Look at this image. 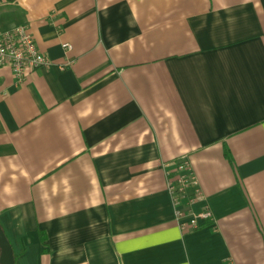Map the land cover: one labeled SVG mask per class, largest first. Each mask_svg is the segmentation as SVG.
I'll return each mask as SVG.
<instances>
[{
    "label": "crops",
    "instance_id": "obj_1",
    "mask_svg": "<svg viewBox=\"0 0 264 264\" xmlns=\"http://www.w3.org/2000/svg\"><path fill=\"white\" fill-rule=\"evenodd\" d=\"M19 26L50 64L0 68L16 264H264V0H0Z\"/></svg>",
    "mask_w": 264,
    "mask_h": 264
},
{
    "label": "built area",
    "instance_id": "obj_2",
    "mask_svg": "<svg viewBox=\"0 0 264 264\" xmlns=\"http://www.w3.org/2000/svg\"><path fill=\"white\" fill-rule=\"evenodd\" d=\"M35 43L34 37L26 26H19L12 29L0 27V68L8 67L12 71L18 84H23L29 74L49 66L48 58L42 54ZM66 51L72 48L69 44L62 46ZM176 175L169 179L167 188L173 196L176 206V218L178 221L185 218L184 212L178 209L181 197L186 196L189 187L197 185L191 165L188 160L182 158L175 166ZM198 196L200 195L197 191ZM190 223L197 228L198 219H209L211 213L208 210L201 211L197 215H190Z\"/></svg>",
    "mask_w": 264,
    "mask_h": 264
},
{
    "label": "water",
    "instance_id": "obj_3",
    "mask_svg": "<svg viewBox=\"0 0 264 264\" xmlns=\"http://www.w3.org/2000/svg\"><path fill=\"white\" fill-rule=\"evenodd\" d=\"M0 264H16L12 246L0 227Z\"/></svg>",
    "mask_w": 264,
    "mask_h": 264
}]
</instances>
